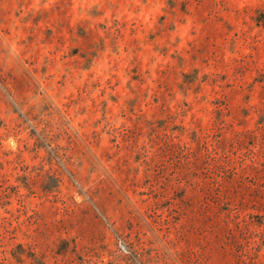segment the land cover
I'll return each instance as SVG.
<instances>
[{"label":"rangeland","instance_id":"obj_1","mask_svg":"<svg viewBox=\"0 0 264 264\" xmlns=\"http://www.w3.org/2000/svg\"><path fill=\"white\" fill-rule=\"evenodd\" d=\"M0 264H264V0H0Z\"/></svg>","mask_w":264,"mask_h":264}]
</instances>
